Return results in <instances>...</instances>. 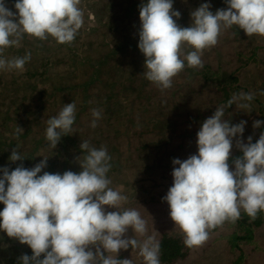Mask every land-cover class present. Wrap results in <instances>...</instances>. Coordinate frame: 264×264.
<instances>
[{
  "label": "clouds",
  "instance_id": "1",
  "mask_svg": "<svg viewBox=\"0 0 264 264\" xmlns=\"http://www.w3.org/2000/svg\"><path fill=\"white\" fill-rule=\"evenodd\" d=\"M80 3L15 0L17 11H12L0 0V70L23 71L31 52L12 59L3 58V53L19 46L26 35L41 41L51 36L59 44L73 42L84 24ZM224 3L227 7L215 13L209 2L202 3L191 11L188 27L178 25L181 13L173 9V0L142 3L138 48L145 57V79L162 91L170 88L185 66L203 67V51L218 43L222 30L235 26L247 36H264V0ZM254 98L253 93L233 94L202 123L196 134L197 152L184 160H172L173 184L162 201L167 202L169 217L190 249L203 246L211 230L225 222L235 223L242 210L253 221L264 212V131L255 143L251 135L245 143L242 136L247 121L230 124L224 118L232 105L250 109ZM75 112L71 102L47 120L45 139L52 149L62 136L72 133ZM91 114L90 127L95 128L101 113L93 108ZM262 125L264 121L255 120L253 129ZM22 133L17 126L14 135L18 138ZM234 138L242 155L232 160L234 168L230 169ZM18 148L8 159L21 163L11 171L8 166L0 168V203L4 205L0 231L31 248L32 255L22 254L19 264H132L131 259L118 258L120 250L129 247L138 249L143 264H160V245L153 235H147V221L135 209H122L128 197L109 187L112 181L107 173L112 165L105 147L97 149L82 141L80 149L86 154L78 162L81 170L63 174H40L47 167L44 156L31 169L25 168L26 157ZM129 229L144 238L127 237Z\"/></svg>",
  "mask_w": 264,
  "mask_h": 264
},
{
  "label": "rangeland",
  "instance_id": "2",
  "mask_svg": "<svg viewBox=\"0 0 264 264\" xmlns=\"http://www.w3.org/2000/svg\"><path fill=\"white\" fill-rule=\"evenodd\" d=\"M144 2L146 0H81L79 7L84 13V24L70 44H59L51 36L41 41L26 35L19 46L5 49V59L23 57L31 52V60L25 63L23 71L0 70V168L8 166L10 170L11 166L15 169L21 163H13L8 159L11 152L7 151V132L14 134L17 126L23 131L27 125L34 128L36 118L40 120L43 114L57 106L54 102L62 106L74 102L75 106H80L87 102L97 103L102 99L108 104L107 110L113 107L114 111L101 119L98 128L87 127L83 130L81 125H76V128L72 127V133L62 136L56 148L52 149L45 139L47 123H42L37 129L30 131L28 136H15L17 144L12 148L19 145L18 151L26 157L22 162L25 168H32L44 157L49 160L47 168H50V165L58 167L61 162H70L75 154H78V161L83 160L82 155L86 153L80 148L77 149L82 143L80 138L84 137L83 131L88 134L84 137L86 141L90 140V146L97 149L101 147L94 144L92 138L99 136V132L102 133L106 138L102 147L107 149L111 165L121 168L107 173V177L112 181L109 187L128 197L127 202L122 204V209H135L141 216L147 215V235L155 237L161 229L160 226L170 218L169 206L166 201H162V197L173 184L172 172L166 167L169 161L167 162L162 154L171 153L177 142L189 141L186 129L194 127L198 132L204 120L211 117L217 107L226 104L233 94L253 93L264 105V95L260 94L264 91V84H261L264 80V36H247L242 29L235 26L222 30L218 43L203 51V67L195 68L198 72L191 76L190 68L185 66L172 79V86L162 91L143 75L145 57L138 48V30L139 6ZM205 2L211 4L210 10L213 13L217 9L227 7L224 0H173V9L181 13L177 20L178 25L190 26L191 11ZM5 3L12 11H17L14 8L15 0H5ZM235 40L239 41L234 42ZM238 42H242V49L259 47L256 57L258 64H255L256 60L246 59L247 53L244 52L240 61L250 62L244 63L243 67L237 70L236 80L228 83L226 81L229 76L223 75L222 70L226 69L229 73L234 65L236 66L232 44ZM41 62L43 65L37 67L36 64ZM98 68H101L99 75ZM216 68L219 70L216 71ZM33 70L35 72L31 73ZM95 71L97 79L89 81L88 75L92 72L94 76ZM105 85L108 95L103 93ZM156 101L162 102L163 113L176 108L185 121L175 123L171 117L164 120L160 116L156 117L157 112H150L147 107ZM251 104L254 110L237 109L235 105L225 110L224 118L230 119V124L247 121L242 136L245 143L250 135L252 141L258 140L260 133L264 131V125L253 129V122L264 121V115L258 111L255 102L251 101ZM91 110H87L83 118L90 119ZM198 112L201 116H211L200 118ZM46 117L48 120L53 116L48 114ZM194 120H198L199 124L193 123ZM173 132L184 136L172 135ZM196 139L195 134V141ZM67 140H70V144ZM169 141L172 144L168 143ZM195 147L190 151L192 154L197 152ZM239 151L234 138L229 158L230 169L234 168L232 160L238 157ZM151 155H154L152 159L149 158ZM188 156L186 154L184 159ZM181 157L183 158V155L178 154V158ZM45 171L56 173L54 169L44 168L40 174ZM140 180L145 182L152 196L156 195V200L154 198L150 202L137 203V197L133 193L139 191ZM3 208V203H0V210ZM170 229L180 230L173 226ZM175 230L169 232L174 233ZM232 233H241L239 225L236 222H225L210 231L209 239L203 246L191 248L186 258H176L170 262L160 261V264H228L232 252L225 235ZM126 236H134L140 240L144 238L134 234L131 229ZM255 236L257 246L262 245V248L246 246V243H241V246L248 253L250 264H264V225L255 231ZM25 245L0 231V264H19L18 258L24 254ZM118 258L131 259L132 264H143L138 249L131 247L120 250Z\"/></svg>",
  "mask_w": 264,
  "mask_h": 264
},
{
  "label": "trees",
  "instance_id": "3",
  "mask_svg": "<svg viewBox=\"0 0 264 264\" xmlns=\"http://www.w3.org/2000/svg\"><path fill=\"white\" fill-rule=\"evenodd\" d=\"M236 39H238V38L236 37ZM236 41H239V40H235L234 42H236ZM241 43L238 42V44H234V43L232 44V47L235 50L234 58H235L236 66L234 65V68L229 73H227L226 69L222 70V74L223 75L229 76L228 81H226L228 83L234 82L236 80V77L238 76L237 70L242 68L244 63L250 62L249 60H246V61L243 60V62L240 61V60H242V55H244V52L247 53L246 54V59H251V61H255L256 60L255 64H258L256 57H258V52L257 51H258L259 47L258 46H254V47L252 46V48H249V50H247V48L246 49H242L240 47ZM44 63L48 64V62H44ZM42 65H43L42 62L39 63V64H36L37 67L42 66ZM48 69H49V67H48ZM215 70L217 71L219 69L216 68ZM215 70L213 72H215ZM34 72L35 71L33 70L31 73H34ZM100 72H101V68H98L97 74L99 75ZM189 72H190L191 76H193L198 71L195 68H190ZM32 75L33 74H30V76H32ZM204 75L207 76L206 73H204ZM97 77H96V71L94 72V76H92V72H90V75H88V80L89 81H95L97 79ZM261 84L262 85L264 84V80L261 81ZM68 86H69V84H68ZM104 88H105V90L103 91V93L107 94V86L105 85ZM110 88H111V86H110ZM88 101H92V100L88 99ZM253 102L256 103L258 111L261 112L262 115H264L263 102H261L256 97L254 98ZM54 103L57 104L56 107L52 108V110L50 112H47L46 114H43L42 117L40 118V120H39V118H36V122H34V128L35 129H37L39 127V125H41L42 123H45V124L47 123V117L46 116L48 114H50L52 116H56L59 113V111L63 108L62 104L59 105L58 102H54ZM107 105L108 104L105 103V101L101 99L97 103L87 102V103H84V104H82L80 106H76L75 121H74V124H73L72 127L76 128V125H81L80 128L83 129V130H84V128H87V127L88 128H92V127H90V124H91V121H92L93 117H91L90 119H85L83 117L87 113V110L95 108V109H98L100 111V113H101V116H100L99 120L97 121V126L95 127V128H98L99 125H100L101 119L103 117L107 116V115L109 116L114 111L113 107H112L111 110L108 111L107 110ZM162 105H163L162 102H157L156 101V102L152 103L151 106L147 105V107H148V109L150 108V112H157L156 115H158V116H156V117H158V118L161 117L163 120L166 117L167 118L171 117L173 119V122H175V123L176 122H181L182 123V121H185V120H183L181 118L180 112L176 108H172L170 110V112H166V114L163 113V111H161ZM151 109L154 110V111H151ZM251 109H253V110L255 109L252 104H251ZM197 114H198V116L200 118L201 117L204 118V117H207V116L210 115V114H203L201 116L199 114V112ZM82 118L85 119L86 122L84 120H82ZM195 122H198L197 124H199L198 120H194L193 121V123H195ZM34 128L31 125L25 126V130L23 131V133L20 136H28L30 134V131H33ZM174 130H176V129H174ZM97 131H99V130H97ZM186 132L188 134L187 138H188L189 141L184 142V143L183 142H177V143L174 144L175 146H173L174 148H172L173 150H172L171 153L164 152L162 154L163 158L167 162L169 161V165L166 166V167L168 168V171H170V172H172V169H173L172 160L174 158H178V154L183 155V158L181 157L179 159H181V160L184 159L186 154H188V155L192 154V152H190V151L193 149L192 147H195V143H196L195 134H197L196 133L197 132L196 128H194V127L190 128L189 127V128L186 129ZM82 133L84 134V137H86V135L88 136L87 132L83 131ZM7 135L9 136L8 137L9 140L7 142V146H8L7 151L12 152V150H13L12 146L16 145L17 141L14 139L15 135L12 134L11 131L7 132ZM172 135H177L178 137L184 136V134H179L178 132H173ZM84 137L80 138V142L86 140ZM70 139L73 140V138H70ZM92 139H93L94 144H97L100 147H102L103 146V141H105L106 138L102 135V133L99 132V136H93ZM88 141H90V140H88ZM67 142H69V144H70V140H67ZM252 142L254 143L256 141H252ZM168 143L172 144V142H170V141ZM78 148H80V147L78 146L77 149ZM72 149L73 148L71 147V150ZM77 155L75 154L72 157V160L70 162H66V163L65 162H61L60 164H58L59 165L58 167H54L53 166L54 168L50 165V168L56 170L55 172L56 173H60V174H63L65 171H69V170L78 173L81 169H80V165L78 163L79 161H77V159H76L78 157ZM237 155L240 156V151L237 153ZM152 156H154V155L149 156V158L152 159ZM83 158H84V155H82V159ZM47 161H49V160H47ZM111 164H112V162H111ZM116 166L117 165L113 164L110 170H118V169L121 170L120 167H116ZM176 167H178V165H176ZM50 168L46 167L45 169L49 170ZM13 169L14 168H12L10 166V170L9 171H11ZM29 169H31V168H29ZM140 182L141 183H139V184L141 186L139 188V191L133 193L134 196L137 197V199H136L137 203L138 202H150L154 198H155L154 200H156V195L152 196V193L151 194L149 193L148 189L145 186V182H143L142 180H140ZM134 202H135V200H134ZM141 217L145 219V218H147V215H142ZM164 217H166V216H164ZM158 218H159V216H158ZM236 223L239 225V228L241 229V233H236V235L232 233V234H230L231 236L229 235L230 237L228 235H225V237H228L227 241H228V244H229V248H230V250L232 252V256L229 259L228 264H250L249 261H248V253L241 246V243H246V246L250 245L251 247H254L256 249L259 247V246H257V239H255L256 238L255 231L258 229V227L260 225H262L264 223V212L258 213L257 218L253 221L242 210L241 211V216L236 221ZM171 226L175 227L174 222L169 218V219L166 220V223H164L163 225L160 226L161 229H160V231H158V233L155 236L156 241L160 245L159 259H160L161 262H170V261H173L176 258H186L188 256L189 251H190V248L186 247L184 245V243H183V239H182V237L180 235V232H179L180 230L170 229V230H175V232L174 233L169 232L170 231L169 228ZM233 237H234V239H232ZM25 247H26V249L24 251V254H27V255L31 256L32 255L31 248L28 245H25Z\"/></svg>",
  "mask_w": 264,
  "mask_h": 264
},
{
  "label": "crops",
  "instance_id": "4",
  "mask_svg": "<svg viewBox=\"0 0 264 264\" xmlns=\"http://www.w3.org/2000/svg\"><path fill=\"white\" fill-rule=\"evenodd\" d=\"M262 225H264V223H263ZM260 226H261V225H260ZM260 226H259V227H260ZM259 227H258V228H259ZM258 248H259V249L262 248V245H260V247H258ZM258 248H257V249H258ZM260 253L263 254V252H260ZM249 255H250V254H249ZM260 260H261V259H260Z\"/></svg>",
  "mask_w": 264,
  "mask_h": 264
}]
</instances>
